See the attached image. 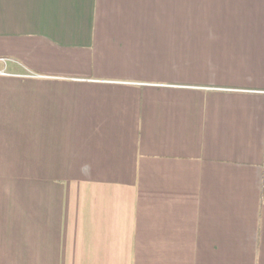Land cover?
Returning <instances> with one entry per match:
<instances>
[{"label":"crops","instance_id":"crops-1","mask_svg":"<svg viewBox=\"0 0 264 264\" xmlns=\"http://www.w3.org/2000/svg\"><path fill=\"white\" fill-rule=\"evenodd\" d=\"M211 4L0 0V264H264V0Z\"/></svg>","mask_w":264,"mask_h":264},{"label":"rangeland","instance_id":"rangeland-1","mask_svg":"<svg viewBox=\"0 0 264 264\" xmlns=\"http://www.w3.org/2000/svg\"><path fill=\"white\" fill-rule=\"evenodd\" d=\"M20 2H21V5H23V3H25V0H20ZM211 7H212L211 10H213L214 12V15L212 18L214 19L219 17L221 19H227L228 21L229 18H234V15H235L234 0H223V1L222 0H212ZM189 12H190V16H193L191 15L192 10H189ZM6 73L7 72L5 70L0 71V74H6Z\"/></svg>","mask_w":264,"mask_h":264}]
</instances>
